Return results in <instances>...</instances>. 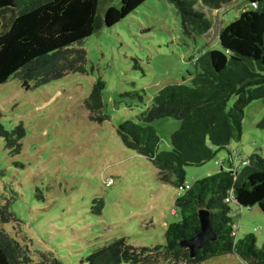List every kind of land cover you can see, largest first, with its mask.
Returning <instances> with one entry per match:
<instances>
[{
  "label": "rangeland",
  "instance_id": "rangeland-1",
  "mask_svg": "<svg viewBox=\"0 0 264 264\" xmlns=\"http://www.w3.org/2000/svg\"><path fill=\"white\" fill-rule=\"evenodd\" d=\"M196 1L195 8H200ZM119 4L99 0L98 19L107 5ZM201 9L211 28L188 37L173 5L146 0L110 28L99 22L82 44L84 73L27 90L15 78L0 85V206L7 205L14 215L3 229L31 260L39 262L40 254L48 253L61 264H80L96 249L123 239L132 247L127 252L137 254L139 261L172 264L157 248L165 243L167 225L179 221L176 187L157 179L153 164L125 146L117 127L125 121L139 123L138 116L164 86L188 85L196 58L221 50L219 28L252 7L246 0H233L216 11ZM98 81L99 114L107 117L101 123L92 120L84 106ZM263 116V101L247 104L240 139L215 148L202 165L184 167V183L191 186L220 169L226 171L229 160L241 168V161L252 154L264 157V128L259 126ZM148 125L158 138V151H170V134L180 122L163 118ZM230 210L238 214L232 218L235 240L252 234L260 247L264 214L257 207L230 205ZM204 264L243 263L226 255Z\"/></svg>",
  "mask_w": 264,
  "mask_h": 264
},
{
  "label": "trees",
  "instance_id": "trees-1",
  "mask_svg": "<svg viewBox=\"0 0 264 264\" xmlns=\"http://www.w3.org/2000/svg\"><path fill=\"white\" fill-rule=\"evenodd\" d=\"M146 0H120L108 5L97 17L99 0H0V85L15 78L21 88L39 86L68 74L84 73L86 52L83 41L99 25L110 28L131 14ZM233 0H199L200 6L216 11ZM179 16L182 32L188 37L206 34L211 21L196 0H167ZM252 9L244 10L232 22L219 28L221 50L202 53L194 62L195 72L188 85L170 84L160 89L150 106L138 116L139 123L125 121L117 127L122 142L148 159L163 184H184V167L200 166L216 148H226L241 136L243 109L253 100L264 102V0H246ZM102 82L98 81L84 106L92 120L100 115ZM236 98L231 107L228 102ZM99 117H93L94 114ZM171 118L180 128L170 134V151L159 152L158 138L148 125ZM264 128V116L259 124ZM245 165L233 171L221 169L195 181L176 197L174 208L179 221L167 225L162 249L172 264H204L207 260L234 255L243 264H264V242L256 247L255 237L246 234L235 240L231 212L225 202L232 190L238 208L257 207L264 214V157L252 154ZM206 210L215 235L190 257L179 245L199 230L198 212ZM6 206H0V264H61L51 254H40L34 262L3 225L10 222ZM4 214H8L7 217ZM161 247V248H160ZM125 240L96 249L80 264H149L139 261ZM124 249L125 251H123ZM133 254V255H132Z\"/></svg>",
  "mask_w": 264,
  "mask_h": 264
},
{
  "label": "water",
  "instance_id": "water-1",
  "mask_svg": "<svg viewBox=\"0 0 264 264\" xmlns=\"http://www.w3.org/2000/svg\"><path fill=\"white\" fill-rule=\"evenodd\" d=\"M209 214L206 210L202 209L198 212L199 230L188 240L180 241L179 245L188 250L189 256L193 257L194 252L200 249L204 244L209 241L215 240V235L211 230L208 218Z\"/></svg>",
  "mask_w": 264,
  "mask_h": 264
},
{
  "label": "built area",
  "instance_id": "built-area-1",
  "mask_svg": "<svg viewBox=\"0 0 264 264\" xmlns=\"http://www.w3.org/2000/svg\"><path fill=\"white\" fill-rule=\"evenodd\" d=\"M246 164V162H241V165H245ZM189 189V185H187V184H182V185H180V186H178V187H176V192H177V195H181V194H183L186 190H188ZM225 202H230V203H233V205L235 206V207H237V204H236V202H235V200H234V198H233V195H232V190L228 193V196H227V198L225 199ZM246 208H248V207H246ZM239 209H241V208H239ZM173 212V211H172ZM174 213V212H173ZM236 214H237V211H235L234 213H233V215H235L236 216Z\"/></svg>",
  "mask_w": 264,
  "mask_h": 264
},
{
  "label": "crops",
  "instance_id": "crops-1",
  "mask_svg": "<svg viewBox=\"0 0 264 264\" xmlns=\"http://www.w3.org/2000/svg\"><path fill=\"white\" fill-rule=\"evenodd\" d=\"M107 6H108V5H107ZM107 6H106V7H107ZM243 161H246V160H243ZM228 166H229V167L227 168L226 171H233V170L238 169V168L233 164V162H232L231 160H229ZM232 167H233L234 169H233Z\"/></svg>",
  "mask_w": 264,
  "mask_h": 264
}]
</instances>
